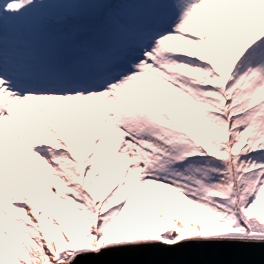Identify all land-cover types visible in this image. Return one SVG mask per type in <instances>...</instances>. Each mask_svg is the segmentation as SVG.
Listing matches in <instances>:
<instances>
[{"label":"snow or ice","instance_id":"1","mask_svg":"<svg viewBox=\"0 0 264 264\" xmlns=\"http://www.w3.org/2000/svg\"><path fill=\"white\" fill-rule=\"evenodd\" d=\"M113 2L0 0V44L54 3ZM143 2L149 24L85 57L8 67L0 48V264L264 245V0Z\"/></svg>","mask_w":264,"mask_h":264},{"label":"rangeland","instance_id":"2","mask_svg":"<svg viewBox=\"0 0 264 264\" xmlns=\"http://www.w3.org/2000/svg\"><path fill=\"white\" fill-rule=\"evenodd\" d=\"M134 2L138 4L132 7L131 12L124 10L115 15L108 13L91 32H87L84 19L72 20L73 24L68 30L60 29L58 21H70L69 17L64 15L68 12L64 8L59 9L62 11L59 14L61 19L55 16L46 17L45 20L39 19L43 15L44 10H42L33 18L8 21L4 24L3 42L0 44L3 59L11 67H31L37 59L41 63L46 62L43 65L47 66L68 62L74 57H85L91 51L106 48L121 37L123 29L136 30L154 19L155 11L152 5L143 0H134ZM80 33L88 34L82 40ZM34 57L36 59H33Z\"/></svg>","mask_w":264,"mask_h":264},{"label":"water","instance_id":"3","mask_svg":"<svg viewBox=\"0 0 264 264\" xmlns=\"http://www.w3.org/2000/svg\"><path fill=\"white\" fill-rule=\"evenodd\" d=\"M228 240L184 241L173 247L160 244L112 246L99 256L89 255L87 264H264V245H242L237 251ZM78 259H83L78 258Z\"/></svg>","mask_w":264,"mask_h":264},{"label":"trees","instance_id":"4","mask_svg":"<svg viewBox=\"0 0 264 264\" xmlns=\"http://www.w3.org/2000/svg\"><path fill=\"white\" fill-rule=\"evenodd\" d=\"M134 0H123V2H113L106 3L100 5H86L80 6L79 8H74L71 5L63 4V3H54L50 5L47 9H44L42 17L45 20L46 17L50 18L51 16H55L58 19H61L59 14H61V10L64 8L67 10V13H64L66 17H69L70 21H58L60 29L68 30L70 25L73 24L72 20L80 19L83 21L85 26H87V32H91L99 23V21H103L104 17L109 14H117L119 12H131L132 7H135ZM58 9V10H54ZM61 9V10H59ZM48 23V22H47ZM51 24V23H50ZM58 28V27H57ZM88 33H80V37L82 40L85 39Z\"/></svg>","mask_w":264,"mask_h":264},{"label":"bare ground","instance_id":"5","mask_svg":"<svg viewBox=\"0 0 264 264\" xmlns=\"http://www.w3.org/2000/svg\"><path fill=\"white\" fill-rule=\"evenodd\" d=\"M10 55L12 56V54H10ZM50 58H52V56H50ZM33 59H36V58L34 57ZM43 59H44V58H43ZM4 62L6 63V65H7L8 67H11V65H10L7 61H4ZM45 63H46V62L41 63L40 60L37 59V62L32 63V64H31V67H33V68L44 67L43 64H45ZM45 66H46V65H45Z\"/></svg>","mask_w":264,"mask_h":264}]
</instances>
